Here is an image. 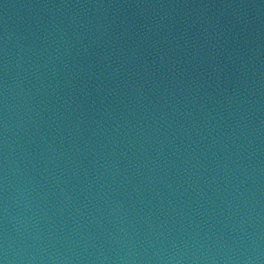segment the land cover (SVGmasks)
<instances>
[{"label": "water", "instance_id": "95a60500", "mask_svg": "<svg viewBox=\"0 0 264 264\" xmlns=\"http://www.w3.org/2000/svg\"><path fill=\"white\" fill-rule=\"evenodd\" d=\"M0 264H264V0H0Z\"/></svg>", "mask_w": 264, "mask_h": 264}]
</instances>
